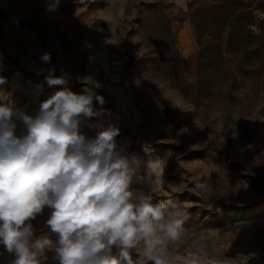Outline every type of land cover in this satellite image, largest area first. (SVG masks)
<instances>
[{"label": "rangeland", "instance_id": "1", "mask_svg": "<svg viewBox=\"0 0 264 264\" xmlns=\"http://www.w3.org/2000/svg\"><path fill=\"white\" fill-rule=\"evenodd\" d=\"M53 3L42 8L53 20L35 13L17 25L26 39L9 50L0 44V97L12 93L15 107L35 116L62 87L47 83L53 68L76 93L90 79L105 100H93L104 114L90 122L118 128L123 153L157 161L133 189L178 202L187 217L170 250L177 264L194 254L201 264H264V0ZM46 52L50 62L41 59ZM16 125L23 135L22 121ZM97 131L82 127L89 138ZM51 211L30 222L36 237L55 241ZM46 256L44 264H58L54 251ZM14 259L0 245V264Z\"/></svg>", "mask_w": 264, "mask_h": 264}, {"label": "clouds", "instance_id": "2", "mask_svg": "<svg viewBox=\"0 0 264 264\" xmlns=\"http://www.w3.org/2000/svg\"><path fill=\"white\" fill-rule=\"evenodd\" d=\"M41 59L50 62V54ZM54 71L47 83L62 87L35 116L17 109L11 92L0 97V245L14 254L12 264H44L47 251L58 264H177L170 250L184 232L181 206L154 202L132 187L146 183L141 169L155 161L123 153L118 128L90 122L104 114L93 100L105 103L93 81L85 78L92 87L76 93L67 87V74ZM6 82L0 77V85ZM16 120L25 126L23 135L16 134ZM84 125L98 129L96 135L87 137ZM45 207L52 209L46 224L55 241L36 237L30 222ZM140 245L144 251L133 260L130 251ZM181 264H201L200 256Z\"/></svg>", "mask_w": 264, "mask_h": 264}, {"label": "crops", "instance_id": "3", "mask_svg": "<svg viewBox=\"0 0 264 264\" xmlns=\"http://www.w3.org/2000/svg\"><path fill=\"white\" fill-rule=\"evenodd\" d=\"M49 0H0V44L9 50V45L13 40L26 39L29 36L26 29L22 30L21 23L29 17H33L35 13H39L38 18H49L51 16L42 15L44 3L48 4ZM30 29V28H29ZM28 32V31H27ZM7 59L0 52V76L1 68L6 66Z\"/></svg>", "mask_w": 264, "mask_h": 264}, {"label": "bare ground", "instance_id": "4", "mask_svg": "<svg viewBox=\"0 0 264 264\" xmlns=\"http://www.w3.org/2000/svg\"><path fill=\"white\" fill-rule=\"evenodd\" d=\"M152 161H155V162L151 163L153 166H155L157 164V161L155 159H152Z\"/></svg>", "mask_w": 264, "mask_h": 264}]
</instances>
